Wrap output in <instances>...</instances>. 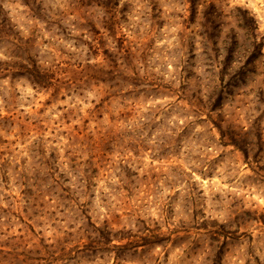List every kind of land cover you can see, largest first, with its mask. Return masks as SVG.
I'll return each mask as SVG.
<instances>
[{"label": "rangeland", "instance_id": "374dc122", "mask_svg": "<svg viewBox=\"0 0 264 264\" xmlns=\"http://www.w3.org/2000/svg\"><path fill=\"white\" fill-rule=\"evenodd\" d=\"M0 264H264V0H0Z\"/></svg>", "mask_w": 264, "mask_h": 264}, {"label": "trees", "instance_id": "16d2710c", "mask_svg": "<svg viewBox=\"0 0 264 264\" xmlns=\"http://www.w3.org/2000/svg\"><path fill=\"white\" fill-rule=\"evenodd\" d=\"M35 82V84L39 85V86H42L41 82L40 81H33ZM94 228V231H96L97 233H99L101 236L104 237V233L107 235L106 237V243H102V241H100L99 239H97L96 235L93 236L92 238L91 237H87V239L89 240L90 242V245H93V247H103L104 245L105 246H108L109 248H120V247H123V245H115L114 244V239L113 240H109V239H112V238H115V235L112 233V229L109 228V226H105L104 230L103 228H98L96 226H93ZM87 234H88V231L84 230ZM104 232V233H103ZM99 235V237H100ZM119 244H120V241H117ZM146 245H149V244H146ZM145 245V246H146ZM125 246V245H124ZM142 246V245H140Z\"/></svg>", "mask_w": 264, "mask_h": 264}]
</instances>
